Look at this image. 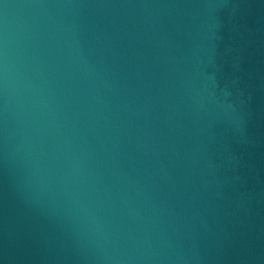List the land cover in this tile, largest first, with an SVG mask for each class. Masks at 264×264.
<instances>
[{
	"label": "water",
	"instance_id": "obj_1",
	"mask_svg": "<svg viewBox=\"0 0 264 264\" xmlns=\"http://www.w3.org/2000/svg\"><path fill=\"white\" fill-rule=\"evenodd\" d=\"M0 264H264V0H0Z\"/></svg>",
	"mask_w": 264,
	"mask_h": 264
}]
</instances>
